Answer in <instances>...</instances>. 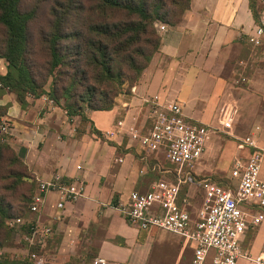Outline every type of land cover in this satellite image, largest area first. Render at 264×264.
Returning a JSON list of instances; mask_svg holds the SVG:
<instances>
[{
    "label": "crops",
    "instance_id": "obj_1",
    "mask_svg": "<svg viewBox=\"0 0 264 264\" xmlns=\"http://www.w3.org/2000/svg\"><path fill=\"white\" fill-rule=\"evenodd\" d=\"M258 1L264 11V0ZM256 27L250 0H192L183 22L161 32V51L133 90L132 100L120 101L112 111L88 112L89 120L105 140L92 133L90 124L78 117L70 118L50 99L30 97L23 108L13 94L1 98L0 104L10 107L12 146L37 181L61 178L69 183H85V195L62 213L58 210L59 194L51 193L41 212L31 213L36 218L26 220L53 227L51 241L61 239L53 249L57 263L68 262L81 252L84 233L98 257L110 261L192 264L195 243L159 229L141 230L120 211L132 193L146 194L156 182L177 180L166 151L144 148L129 130L150 133L153 110L146 100L158 97L162 104L180 102L188 121L219 132L209 142L192 178L184 184L186 190L180 193L179 205L189 211L195 225L205 202L202 180L198 181L231 168L229 180L233 183L234 161L246 162L253 152L239 150L238 142L256 127H262L259 143L264 145V47L249 42ZM243 78L248 82L238 83ZM229 103L237 104L241 111L233 131H225L219 123L221 110ZM220 133L233 139L229 142L236 150L219 155L215 147L222 143ZM217 157L221 159L219 166ZM261 177L264 180V169ZM156 210L161 211L159 206ZM249 210L255 213L254 208ZM247 240L248 235L245 249L259 254L264 248V224L251 247L246 246Z\"/></svg>",
    "mask_w": 264,
    "mask_h": 264
},
{
    "label": "trees",
    "instance_id": "obj_2",
    "mask_svg": "<svg viewBox=\"0 0 264 264\" xmlns=\"http://www.w3.org/2000/svg\"><path fill=\"white\" fill-rule=\"evenodd\" d=\"M24 1L0 0V58L8 63L7 74H0V98L9 92L26 108L28 98L46 96L70 118L78 117L90 124L92 133L102 140L105 137L89 120L88 112L112 111L120 101L132 100L133 90L161 51L163 39L158 25L178 26L192 7V0H38L29 10H23ZM47 2L48 27L34 36L31 26ZM250 8L257 26H261L264 11L259 1L250 0ZM9 109L0 105V124L9 118ZM1 164L10 169L9 176L16 185L36 184L23 158L0 139ZM37 186L29 203L18 213H12L0 201V231L12 235L21 229L27 249L45 253L38 247L29 248L25 241L27 226L9 225L12 220L25 219L26 211L31 213ZM186 188L182 185L181 191ZM6 241H0V248ZM96 258L97 250L65 264H92ZM20 262L24 263L9 255L0 257V264Z\"/></svg>",
    "mask_w": 264,
    "mask_h": 264
},
{
    "label": "built area",
    "instance_id": "obj_3",
    "mask_svg": "<svg viewBox=\"0 0 264 264\" xmlns=\"http://www.w3.org/2000/svg\"><path fill=\"white\" fill-rule=\"evenodd\" d=\"M160 32H166V25H158ZM249 42L256 47H264V15L262 25L257 26L249 36ZM247 83L243 78L238 83ZM47 100L48 97L45 96ZM53 102V101H52ZM152 106L153 127L149 134L142 135L131 128L129 134L139 139L141 145L152 151L165 150L168 161L175 167L177 183L159 181L146 194L134 192L129 202L120 206V211L132 225L141 230L159 229L183 237L195 243L192 264H239L241 259L250 264H264V248L259 254L246 250L244 241L247 232L264 224V145L259 143L262 127H256L252 134L240 141L239 150H253L248 160L237 159L233 163V188H223L211 178L202 180L205 202L198 222L193 225L191 215L179 205L181 186L192 178L195 166L202 160L209 142L217 131L207 125L187 120L184 105L178 101L162 104L158 97L146 100ZM239 114L235 103L226 104L220 113L219 123L225 131H233ZM12 123L3 120L0 124V139L10 135ZM58 193L60 213L69 204H74L86 193L83 180L72 183L61 178L53 181H39L33 199L31 213L39 214L45 205L47 195ZM159 206L161 211L156 210ZM249 208H254L252 213ZM57 219H61V215ZM11 228H29L25 241L29 248L38 247L45 253H31L32 264H48L46 252L55 235L51 226L27 223L26 219L12 220ZM93 264H130L110 261L98 257Z\"/></svg>",
    "mask_w": 264,
    "mask_h": 264
},
{
    "label": "rangeland",
    "instance_id": "obj_4",
    "mask_svg": "<svg viewBox=\"0 0 264 264\" xmlns=\"http://www.w3.org/2000/svg\"><path fill=\"white\" fill-rule=\"evenodd\" d=\"M37 1L38 0H25L23 3V10H29L31 7H33L34 4H36ZM49 16H50L49 15V2H47L45 4L43 11L40 13L38 19L31 26V32L33 33L34 36H37L42 29L48 27ZM160 25H163V24H160ZM2 35H3V32H2V28L0 27V40L2 39ZM7 67H8V63L6 62V60L0 58V74L1 75L7 74ZM51 85H52V79L49 80L46 86V91L48 93L51 91V87H52ZM1 106H8V105H1ZM240 113L241 111L239 110V114ZM3 120L10 121L9 118L3 119ZM218 133L219 132L217 131V134ZM219 136L221 137L222 143L221 145H217L215 147L219 155L220 154L221 156L225 154L227 155L228 153L230 154V152H233L234 150H236V147L233 145V143L229 142L233 140L232 138L222 133H220ZM10 137L9 135H7L5 136L4 139H1V140L4 143L9 144L16 151V149L12 146L13 141L10 140ZM239 143L240 142H238V144ZM224 145H226V148ZM215 160L219 166V160L221 159L217 157L215 158ZM230 171H231V168H229L227 172H217L213 174H208L207 178H211L214 182L220 183L226 189L233 188L234 184L229 180ZM9 174H10V169L7 167V165L1 164L0 165V201H3L7 207H10L12 209V213H18L22 210V207L26 206L29 203L30 198L32 197L36 189L38 181L36 179V184L25 183L23 185H16L14 183L15 182L14 178L10 177ZM201 179L198 182H201ZM25 214H26L25 215L26 220L33 221L36 218V216L32 215L28 211H26ZM261 230H262V227L259 229H256L255 231L249 232L246 246L248 247L252 246L254 238L258 235V233ZM23 237H24V233L21 229H19L16 233H13L12 235H6L3 231H0V241L4 242V238H7V241L5 242V244L0 248V257L9 255L15 261H20V260L24 261V263L20 262L21 264H30V260L27 258L28 249L25 246ZM82 239H83V242H82L83 248L81 252L73 256L72 259H75V258L84 259L85 256H87L88 254L93 255L94 252H96V248H94L93 246H89V241H88L89 238L86 237L84 233L82 235ZM60 240H61L60 238H55L53 242L52 241L50 242L47 252L45 254L48 264H60L59 262L57 263V260L53 257V249L56 247L57 243L59 244ZM93 261L94 259L91 260L92 264H93ZM65 263L67 262H64L62 264H65ZM239 264H249V263L241 259L239 261Z\"/></svg>",
    "mask_w": 264,
    "mask_h": 264
}]
</instances>
